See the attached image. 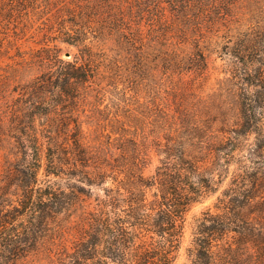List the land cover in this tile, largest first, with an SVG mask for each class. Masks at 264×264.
I'll list each match as a JSON object with an SVG mask.
<instances>
[{
  "label": "rangeland",
  "instance_id": "rangeland-1",
  "mask_svg": "<svg viewBox=\"0 0 264 264\" xmlns=\"http://www.w3.org/2000/svg\"><path fill=\"white\" fill-rule=\"evenodd\" d=\"M92 1L0 0V116L11 114L21 88L35 78L53 72L55 79L61 61L92 73L87 82L78 81L69 88L70 96L58 100L54 116L55 127L63 130L68 167L85 172L92 185L80 177L71 181L76 195L58 217L55 239L17 264H59L64 248L74 253L94 221L100 229L105 188L114 190L111 196L121 188L123 194L116 195V206L107 210L127 218L129 194L119 183L125 174L108 169L104 163L115 164L124 151L128 161L133 159V142L143 151L141 166L144 176L149 177L160 165L161 151L167 145L176 147L196 140L212 143L232 136L221 131L242 130L237 108L240 81L234 76L241 65L227 53L246 40L264 39V0H238L232 15L222 16V24L213 29L202 26L197 36L180 19H164L160 25L157 12L146 15L134 46L128 42L132 39L129 30L120 36L102 25L100 6ZM195 40L207 57L203 70L194 66ZM259 47L264 65V45ZM185 113L190 123L186 124ZM193 126L197 128L191 129ZM2 129L5 133L4 126ZM75 134L88 155L83 164L77 160ZM260 139L253 133L241 140L250 145ZM10 141L6 134L0 137V191L10 179H17L16 175L11 177L19 166L9 155ZM184 145L186 153L194 155L192 148ZM235 169L231 166L216 194L191 207L174 264H192L189 249L196 219L209 208L215 211L217 198L228 188ZM102 173L107 178L104 187L100 186ZM152 194L148 191L149 201ZM226 239L215 250L214 264H252L247 251L224 250L228 244L235 247L231 236Z\"/></svg>",
  "mask_w": 264,
  "mask_h": 264
},
{
  "label": "trees",
  "instance_id": "trees-1",
  "mask_svg": "<svg viewBox=\"0 0 264 264\" xmlns=\"http://www.w3.org/2000/svg\"><path fill=\"white\" fill-rule=\"evenodd\" d=\"M21 1V0H20ZM238 0H93L100 6V21L109 31L125 36L129 30L131 46L141 32L142 19L157 15L160 25L172 18L180 19L197 36L202 26L213 29L222 16L232 15ZM194 66L205 69L207 57L194 41ZM246 40L227 53L238 65L234 76L238 85V119L241 132L221 131L232 136L214 142L203 140L167 145L161 151L160 165L153 175L144 176L141 166L143 151L133 142V159L124 153L115 164L106 167L125 174L120 180L129 194L127 218L108 206L115 207L121 188H105L107 199L100 212V229L96 221L74 247L67 249L59 264H174L182 247L191 207L216 194L231 166H236L229 186L217 198L215 211H204L196 219L192 247V264H214L216 248L232 237L235 247L224 250L247 251L252 264H264V65L259 45ZM56 71L42 74L21 88L10 115L0 116V137L11 140L9 155L17 159L16 181L10 179L0 191V264H17L33 252L42 250L56 231L58 217L72 203L71 181L86 173L74 172L69 154L63 146V130L55 127L59 99L70 96L69 88L78 81L87 82L92 73L83 66L61 61ZM56 81L61 82L57 83ZM17 91V90H15ZM58 98V99H57ZM186 124L187 122V113ZM7 116H9L7 118ZM8 119V120H7ZM5 127L3 133L2 127ZM193 126L191 129H195ZM7 132V133H6ZM258 134L259 142L246 144L247 135ZM75 134L77 160L86 163L88 155ZM187 144L194 155L186 153ZM127 150V149H126ZM143 159V158H142ZM135 171V172H134ZM85 175V177H83ZM100 186L107 183L100 174ZM12 180V181H11ZM82 180V181H84ZM115 181H118L115 178ZM14 186L11 191L10 187ZM129 186V187H128ZM148 191L153 192L149 201ZM228 243V242H227ZM73 261H70V260ZM91 262V263H89Z\"/></svg>",
  "mask_w": 264,
  "mask_h": 264
}]
</instances>
